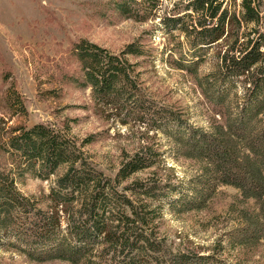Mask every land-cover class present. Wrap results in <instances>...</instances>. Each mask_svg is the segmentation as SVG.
<instances>
[{
    "label": "trees",
    "instance_id": "16d2710c",
    "mask_svg": "<svg viewBox=\"0 0 264 264\" xmlns=\"http://www.w3.org/2000/svg\"><path fill=\"white\" fill-rule=\"evenodd\" d=\"M116 8L129 14L123 0ZM162 24L187 37L192 34L197 40L193 48L220 45L217 88L226 93L239 83L243 107L235 117H227L225 126L214 124L209 131L182 125L180 113L145 107L138 100V78L125 55H141L140 51L129 45L116 55L81 40L74 47L82 70L80 84L91 87L93 99L118 114H137L149 129L170 125L176 158L197 162L200 176L188 182L133 178L120 187L156 165L159 154L145 147L125 156L109 176L44 125L13 128L3 143V150H11L14 167L0 170V235L27 247L50 243L40 256L23 247L30 259L72 264H241L220 259V243L207 254L192 247L173 249L160 232L162 204L205 209L221 185L234 187L240 195L236 199L240 207L230 208L241 226L229 236V245L250 247L264 239V0H189ZM215 100L223 102L224 96ZM60 166L64 171L45 196L47 209L16 187V177L24 171L46 179Z\"/></svg>",
    "mask_w": 264,
    "mask_h": 264
},
{
    "label": "rangeland",
    "instance_id": "374dc122",
    "mask_svg": "<svg viewBox=\"0 0 264 264\" xmlns=\"http://www.w3.org/2000/svg\"><path fill=\"white\" fill-rule=\"evenodd\" d=\"M123 1L130 7L129 14L116 8L122 0H0V170L14 167L11 150H3L10 130L41 124L70 141L73 151L81 150L92 165L109 176L125 156L145 147L159 154L156 165L134 174L120 187L133 178L198 179L197 162L176 158L177 147L168 135L170 125L149 129L137 114H118L93 99L91 87L80 84L82 70L74 47L86 40L120 55L132 45L142 53L125 55L138 78V100L145 107L180 113L182 125L202 130L209 131L214 124L225 126L227 117H235L244 104L242 86L238 83L226 93L217 88L219 44L193 48L197 40L192 34L187 37L163 26L164 17L181 11L189 0ZM214 81L217 83L212 86ZM220 94L223 102L215 100ZM63 171L60 166L46 179L35 171H24L16 177V187L47 209L45 196ZM239 198L237 189L221 185L205 209L162 204L160 232L173 249L192 247L207 254L220 243V259L264 264V239L234 249L228 243L241 226L237 212L230 208L231 204L232 210L240 207ZM252 203L248 200V205ZM11 239L0 240V264H72L61 259L32 260L23 247L40 256L50 243L27 247Z\"/></svg>",
    "mask_w": 264,
    "mask_h": 264
}]
</instances>
